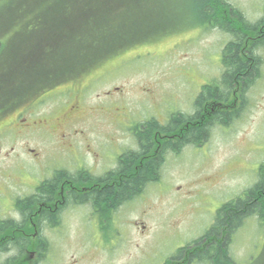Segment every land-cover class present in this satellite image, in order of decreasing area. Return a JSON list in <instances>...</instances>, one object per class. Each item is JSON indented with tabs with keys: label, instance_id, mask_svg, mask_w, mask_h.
I'll list each match as a JSON object with an SVG mask.
<instances>
[{
	"label": "rangeland",
	"instance_id": "374dc122",
	"mask_svg": "<svg viewBox=\"0 0 264 264\" xmlns=\"http://www.w3.org/2000/svg\"><path fill=\"white\" fill-rule=\"evenodd\" d=\"M227 1L251 24L264 15V0ZM181 31L135 46L0 116V221H19L14 201L34 193L53 171L73 175L80 169L79 159L88 171L97 165L103 171L111 164H100L92 153L112 151L116 160L122 151L136 150L126 131L134 125L149 119L165 124L177 113L195 114L202 86L220 79L221 52L232 37L202 27ZM256 54L259 77L246 88L238 118L225 127L213 126L201 147L188 145L178 155H165L159 181L120 206L106 229L94 228L97 220L90 218L88 206L65 208L57 226L43 229L48 251L40 264H162L180 258V248L204 235L216 211L251 188L264 162V44ZM72 87L80 88L85 112L54 124L65 109L63 102L53 104L62 98L55 92ZM33 106L32 115L17 117ZM23 119L40 121L51 131L28 127ZM68 131L71 145L62 138ZM231 241L229 256L248 264L261 252L264 227L256 217L247 218Z\"/></svg>",
	"mask_w": 264,
	"mask_h": 264
},
{
	"label": "trees",
	"instance_id": "16d2710c",
	"mask_svg": "<svg viewBox=\"0 0 264 264\" xmlns=\"http://www.w3.org/2000/svg\"><path fill=\"white\" fill-rule=\"evenodd\" d=\"M188 22L193 27L185 28ZM194 27L218 29L232 37L222 49L220 79L202 86L194 102L195 114L177 113L165 124L149 119L133 128L138 131V148L118 158L115 189L90 193L104 218L110 206L119 208L159 181L165 155H177L187 145H201L212 126L227 125L239 117L246 88L260 73L256 50L264 44V15L251 24L227 0H0V116L29 103L44 89L87 74L135 46ZM209 103L221 109L201 121V107ZM72 180L71 174L57 170L34 193L16 199L20 220L0 221V242H12L11 230L21 228L20 238L12 243L20 250L35 246L39 264L48 251L41 229L57 226L60 214L33 213L55 199L58 183ZM87 196L71 192L67 201L79 205ZM250 217L264 227V162L251 188L217 210L206 236L228 233L231 242ZM225 246L213 247V253L207 255L210 264H237ZM21 263L26 264L23 259ZM248 264H264V244L258 258Z\"/></svg>",
	"mask_w": 264,
	"mask_h": 264
},
{
	"label": "flooded vegetation",
	"instance_id": "af4514ba",
	"mask_svg": "<svg viewBox=\"0 0 264 264\" xmlns=\"http://www.w3.org/2000/svg\"><path fill=\"white\" fill-rule=\"evenodd\" d=\"M78 79L72 80L71 83H73L74 81H77ZM70 86V85H68ZM66 86V87H68ZM83 91V90H82ZM57 95L61 94L62 98H57L53 104L56 105L55 107L58 106V104L63 102V105L65 106L62 108L60 114H61V118H57L54 119V124H58L60 122H62L65 119H71L74 117H78L80 115L81 112H85V109L83 108V103L80 102V98H81V91L80 88L77 87H72L69 90H66L65 92H55ZM68 93V98L66 97V94ZM70 99V100H68ZM65 101H67L69 104L68 106L65 105ZM80 104V106H79ZM59 108V107H58ZM226 104L224 106H222V112L225 113L226 112ZM201 121H203L204 119H209L212 117V115H214L215 111L218 112L221 108L220 107H215L212 103L206 104L204 106L201 107ZM228 111V110H227ZM30 115H32L34 113V106L29 108V109H24L22 111V113L18 114V116H24L25 113H28ZM119 114H114L112 119L114 121H116L117 117ZM26 119H23V121H25ZM27 125L28 127L31 128H41V127H46L47 128V124L44 126L42 124V122H33L31 120L27 121ZM135 126L131 127V129L126 130L129 132V134L131 135V139L132 141H134L135 145L138 148V142L136 139V133L138 131L133 130ZM48 131L50 132L51 129L47 128ZM69 131L66 132L62 138H64L65 140H67L68 144L71 145V139L68 137L69 136ZM186 133H188L186 131ZM172 137V136H171ZM159 138V137H158ZM169 140V139H168ZM175 141V140H173ZM110 143H111V138H110ZM118 146L116 144L113 145L112 150H114V148ZM202 145H199V147H201ZM136 148V150H137ZM129 150H125L122 151V153L120 155L117 156L116 160L115 157L112 156V151L111 153L109 152L107 155V152L103 151V152H99L98 153H92L94 155V157L96 158L95 160L98 162L105 163V161L109 162V164H111L112 167H109L106 170L101 171L100 168H98L97 166H92L90 167V169H92L93 171L90 172L88 171L85 167H82V164L84 165V162L79 159L78 163H79V167L80 169L78 170V172H76L75 174H71L75 181H62L60 183H58V185L55 187L57 190L54 193L55 199L53 198L52 201H50L49 206L48 207H44L42 209H38L36 211H34L33 214L35 215H42L45 214L46 212L48 213H55V212H59V214L62 213V211L69 207V206H74V204L68 203L67 199H69L71 197V192L80 195V197H82L83 195L87 196L90 195L91 192H101V190L103 188L109 187V188H114L116 187V182H117V176H116V171H117V167H118V158L125 152H127ZM72 154V153H71ZM78 158H81L80 156ZM61 171L64 170L66 171V173H68L67 170L65 169H60ZM98 170V174L97 171ZM54 172H52L51 176L47 179H52ZM70 174V173H68ZM94 174V175H93ZM77 181V182H76ZM92 198L93 196H87L85 199H83V203L79 204L77 206H88L90 208V218H95L97 220V224L96 227L94 228H99L101 230H104L108 227V223L111 222L113 223L114 220L116 219V213H117V207L112 208V206H110V208L106 211L107 214L104 218H101L100 215L98 213H100V210L96 209L95 206L92 203ZM13 207L15 209V201L13 203ZM16 211V209H15ZM17 212V211H16ZM18 213V212H17ZM19 216V220H20V214L18 213ZM14 222H19L17 220H13ZM116 221V220H115ZM215 220L213 219L212 224L210 226V228L214 225ZM43 224V223H42ZM44 226V225H43ZM210 228L208 229V231L210 230ZM44 229V227H43ZM43 229H41V232H43ZM207 231V232H208ZM12 235L9 236L10 240H18L20 238L19 234L22 232L21 228L17 227L11 230ZM206 232V233H207ZM206 233L202 236L196 237L195 240H192V242H190V244H186L187 247L184 248L183 251L179 252L180 253V258L178 257H174L177 259H169L166 260V262L162 263V264H210L208 262L209 258L207 255H211L213 252V247H217L218 245H222L226 247V250L228 252L229 247H230V241L228 238V233H221L219 236H215L214 234H208V236H206ZM12 241V242H13ZM11 241H9L8 244L2 243L0 242V256L4 253H7V257L4 258L3 260L0 258V264H22L21 263V259H23L26 264H36L37 258H38V252L35 250V246H33V249L30 250L29 248H25V249H18L16 246L14 247L13 243ZM18 245V242L15 243ZM185 246V245H184ZM206 254V255H205ZM23 255V257H22ZM18 256V257H17ZM14 257V258H13ZM172 260V261H171ZM192 260V262H191ZM170 261V262H167ZM185 261V262H184ZM40 264V263H39ZM139 264V263H137Z\"/></svg>",
	"mask_w": 264,
	"mask_h": 264
}]
</instances>
